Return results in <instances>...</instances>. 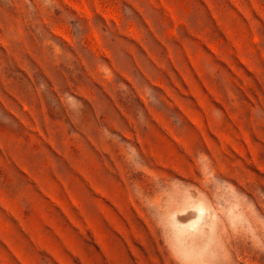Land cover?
Segmentation results:
<instances>
[{
	"label": "rangeland",
	"instance_id": "rangeland-1",
	"mask_svg": "<svg viewBox=\"0 0 264 264\" xmlns=\"http://www.w3.org/2000/svg\"><path fill=\"white\" fill-rule=\"evenodd\" d=\"M0 264H264V0H0Z\"/></svg>",
	"mask_w": 264,
	"mask_h": 264
}]
</instances>
